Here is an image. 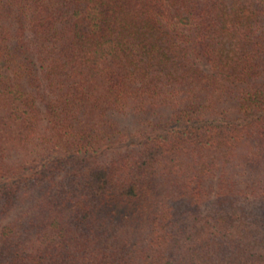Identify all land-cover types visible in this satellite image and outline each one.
<instances>
[{
  "label": "trees",
  "instance_id": "16d2710c",
  "mask_svg": "<svg viewBox=\"0 0 264 264\" xmlns=\"http://www.w3.org/2000/svg\"><path fill=\"white\" fill-rule=\"evenodd\" d=\"M0 264H264V0H0Z\"/></svg>",
  "mask_w": 264,
  "mask_h": 264
}]
</instances>
